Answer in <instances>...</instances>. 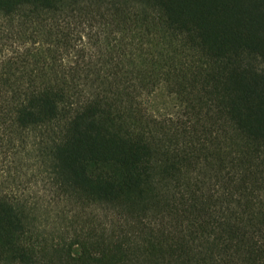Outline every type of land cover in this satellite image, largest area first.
<instances>
[{"label": "trees", "instance_id": "1", "mask_svg": "<svg viewBox=\"0 0 264 264\" xmlns=\"http://www.w3.org/2000/svg\"><path fill=\"white\" fill-rule=\"evenodd\" d=\"M0 264H264V0H0Z\"/></svg>", "mask_w": 264, "mask_h": 264}]
</instances>
